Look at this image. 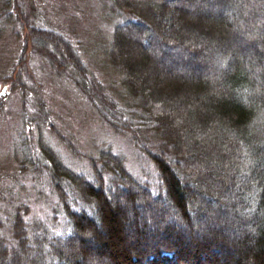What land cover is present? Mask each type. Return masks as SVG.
Masks as SVG:
<instances>
[{"label": "trees", "instance_id": "16d2710c", "mask_svg": "<svg viewBox=\"0 0 264 264\" xmlns=\"http://www.w3.org/2000/svg\"><path fill=\"white\" fill-rule=\"evenodd\" d=\"M8 3L0 0V12ZM101 3L109 5L106 13L118 18L107 45L105 39L103 43L106 65L118 82L114 92L102 87L76 58V50L73 56L62 54L64 39L56 31L33 27L29 21L27 31L44 35L26 47L44 48L70 72L102 123L132 144L135 165L107 142L86 159L84 171H75L68 167L72 164L49 156L42 140L35 150L23 137L19 146L27 159H15L18 172L45 173L65 220L54 226L56 216H51L50 226H45L32 221L23 204L5 209L0 217V261L102 264L106 258L108 264H264V0H221L213 12L191 10L187 0ZM240 3L244 8L235 10ZM11 14L0 13V21ZM223 14L233 15L235 22ZM186 24L198 33L187 34ZM167 26L174 30L166 31ZM125 39L132 49L121 43ZM253 40L260 51L251 46ZM222 41L236 50L213 61ZM162 50L185 60L197 58L200 72L169 68L174 63ZM46 53L32 55L50 61ZM160 58L164 67L156 60ZM21 78L17 75L16 87L25 93L27 81ZM35 108L42 113L41 105ZM32 124L27 123V131ZM243 142L255 152L250 166L261 178H239L248 167ZM136 203L145 212L135 210ZM254 209L258 212L253 216H238ZM206 216L210 228L198 235ZM225 227L240 236L228 234ZM85 239L101 250L94 251Z\"/></svg>", "mask_w": 264, "mask_h": 264}, {"label": "rangeland", "instance_id": "374dc122", "mask_svg": "<svg viewBox=\"0 0 264 264\" xmlns=\"http://www.w3.org/2000/svg\"><path fill=\"white\" fill-rule=\"evenodd\" d=\"M10 1L11 3H8L9 7L7 8L5 5L0 12L4 16H9L7 14L12 13L11 17L8 18L9 20L0 21V94L5 93L2 96L0 95V217L5 209L20 203L24 205L25 211L28 212L32 221L41 222L45 226H50L51 216H56L55 220L51 221L52 225L55 226L65 220V216L58 202L57 194L51 188L50 179L46 177L44 172H40L36 176L32 172H18L17 169L19 162L16 164L15 159H27V156H24L25 152L20 150V146H18L19 142L23 141L20 136L22 121H26L27 124L33 117L38 116L39 123L31 129L33 130L32 137L30 130L23 132V137H26L29 142L32 141L30 145L35 146V150H38L37 143L42 140L43 147L49 156L67 164H72L73 166H67L75 171L86 169L88 165L87 160L84 159L94 155L98 147L107 142L125 152L129 162H133L132 166L135 165V159H137L136 151L125 136L117 135L102 123L79 84L73 80L67 69L62 70L63 67L54 62L57 59L52 54L51 56L47 55L46 50L38 45L34 49L31 44L26 47L29 41L42 39L44 34L38 30L27 31L25 27L29 25L30 21L33 27L49 29L59 33L64 39L63 43L60 44L62 54L73 56L74 50H76V58L80 57L86 68L96 75L102 87L104 86L107 91L112 93L114 92L113 85H117L118 82L115 78V71L110 70L106 65V56L103 55V43L105 39V45H107L118 18L113 17L112 13H106L109 5L101 3V0ZM187 2L191 10L203 9L213 12L218 10L217 5L221 3V0H202L201 2L187 0ZM240 7H243L241 3L237 4L234 9L240 10ZM251 8L255 7L252 6ZM223 18L226 21L235 22L233 15L225 14ZM240 22L241 20L237 23ZM19 25L21 29L18 27ZM185 26L187 34L195 35L198 33V30L188 29L190 24ZM171 30L173 31L174 28L167 26L166 31ZM67 39L71 42L70 45ZM121 43L127 46V49H132L126 39L122 40ZM250 43L257 51L261 50L254 40ZM250 49H248V53L253 54ZM30 50L31 52L28 53ZM235 50V48L228 47L226 42L222 41L220 50L212 56V60H222L227 52L230 54ZM162 52L172 58L171 63L174 64H172L173 67L169 68L188 67L189 70L184 72L194 74L199 73L201 70H196L195 65L199 64L197 58V60L194 58L185 60L183 56L178 57L174 52H166V50H162ZM33 53L41 55L46 53L45 57H49L50 61L36 57V55H32ZM156 60L161 62L163 67L166 64L162 58ZM17 75H21V79L27 81L26 85L20 82V84L25 85L24 88L27 90L25 92L27 98L24 100L22 96L24 91L16 87V84H18ZM6 77H9L7 81H5ZM258 90H260L259 87L256 91L258 92ZM262 90L264 92V86H262ZM37 105L42 106V113L35 108ZM261 115L264 119V106ZM34 123L36 122L34 121ZM25 130L26 126L24 127ZM61 137L64 139L62 140ZM244 145L246 155L243 160L247 161L248 167L246 171L240 172L239 178H261L260 174L254 175V168L252 169L250 166L255 152L252 151V147L248 143H244ZM231 195L232 192H229L228 196ZM251 195L254 194L251 193ZM248 196L250 195H246L245 198ZM117 204L119 205L120 202ZM138 205L142 204H134L135 210L141 211L140 213L145 212L146 209L142 206V210H140L141 208L139 209ZM128 209H125V211L128 212ZM236 212L239 214L238 210ZM256 212H258V209L239 215L235 213V215L237 214L243 218L245 216L250 217ZM127 215L128 218H132L129 213ZM145 215L147 214L145 213ZM207 218V216L204 218L202 229H198V235L210 228ZM150 224V228L154 229L156 227L153 223ZM224 229L228 234L233 232V229L228 227ZM183 236L186 241L190 240L186 233H183ZM234 236L239 237L240 232ZM84 242L91 246L94 251L101 250L95 242L89 239H85ZM75 245L76 243L73 246ZM75 247L79 249L77 245ZM4 261H0V264H7L6 262L3 263ZM77 263L80 264V261H77ZM108 263L109 261L104 258L102 264ZM14 264L21 263L14 262Z\"/></svg>", "mask_w": 264, "mask_h": 264}]
</instances>
